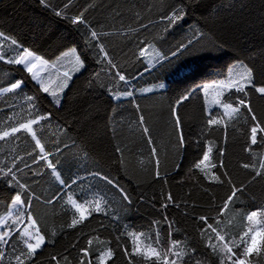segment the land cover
I'll return each mask as SVG.
<instances>
[{
  "label": "trees",
  "instance_id": "trees-1",
  "mask_svg": "<svg viewBox=\"0 0 264 264\" xmlns=\"http://www.w3.org/2000/svg\"><path fill=\"white\" fill-rule=\"evenodd\" d=\"M73 48L83 70L50 83L12 62L31 51L56 69ZM237 63L252 73L225 96L238 110L209 114L202 87ZM258 86L264 0H0V135L41 118L0 138V220L19 195L45 239L31 253L11 231L0 264H264V231L247 252L256 216L264 230Z\"/></svg>",
  "mask_w": 264,
  "mask_h": 264
},
{
  "label": "rangeland",
  "instance_id": "rangeland-1",
  "mask_svg": "<svg viewBox=\"0 0 264 264\" xmlns=\"http://www.w3.org/2000/svg\"><path fill=\"white\" fill-rule=\"evenodd\" d=\"M31 52V51H30ZM33 53V52H31ZM161 51L156 46H149L144 51V56H146L147 61L150 65H153L161 58ZM37 57L41 58L40 61H37ZM58 68L52 69L50 67V62L42 58L41 56L33 53V56L28 58V61L24 64H21L26 70L30 66V64H35V68H33V73L36 75L33 76V73H30L32 78L35 81H40L45 72H47V83L54 82L56 79H63L65 75L73 77V75L81 72L84 68V60L78 53L77 49L73 48L67 51L64 56L57 62ZM45 79V75L43 80ZM46 80V81H47ZM44 81L43 83H45ZM23 83L21 82V85ZM252 84V73L249 67L244 63H237L230 67L228 70L227 76L217 80L212 81L210 83L205 84L202 87L203 94L205 96L206 102V109L209 114L214 109L220 108L227 116H233L238 107L233 102H230L225 99V96L229 90L232 89H243L247 86ZM161 85L164 87L161 88ZM167 83L164 81L147 84L143 87L137 88V94H148L158 90H162L166 88ZM264 86H258V89ZM7 89H13L11 86ZM6 90V89H5ZM5 90H1L2 93ZM131 92L132 95L134 94L132 90L130 91H120L113 93V97L115 100H122L129 98L128 93ZM264 94V93H262ZM41 118L36 120H31L23 125H28V128H22L21 126L17 127L16 129H27L31 133H33L32 126L39 121ZM8 135L13 133L12 130L6 131ZM5 132V133H6ZM4 133L0 135L4 137ZM39 142V141H38ZM40 144V143H39ZM73 205L80 211L81 216L88 217L87 212V205L78 203L76 199H72ZM260 217H255V222L253 225V233L252 236L255 237V243L259 241L262 233H263V226L259 223ZM22 233L23 239L26 243L29 244H36L42 238V243L40 247L37 248L35 251L40 250L44 244L45 239L38 231L34 221L32 218L28 216L27 211L25 210L22 200L21 202L12 203L10 206V211L7 213L1 220H0V243H4L5 238L11 233V231L19 230ZM252 237V239H253ZM252 245V242L251 244ZM254 246V245H253Z\"/></svg>",
  "mask_w": 264,
  "mask_h": 264
},
{
  "label": "snow or ice",
  "instance_id": "snow-or-ice-1",
  "mask_svg": "<svg viewBox=\"0 0 264 264\" xmlns=\"http://www.w3.org/2000/svg\"><path fill=\"white\" fill-rule=\"evenodd\" d=\"M171 19L175 20V19H179V17L174 15ZM73 22H74V23H83V19H82V17L78 16V17L76 18V20L73 21ZM96 35H97V34H96L95 32L92 33V36H93V37H96ZM105 55H107V53H105ZM31 56H33V53H31L30 51H24L23 54L19 57V59L15 60V61H12V62L15 63V64H24V63H26V62L28 61V58L31 57ZM36 59H37V61H40V60H41V58H39V57H37ZM35 66H36L35 64H30V66L27 68V72H28V73H33V68H35ZM35 75H36V74L33 73V76H35ZM119 80H120V81H125V77H124L123 75H121V76H119ZM11 87H12L13 89H19V88L21 87V82H20V81H17V82H15V83H13V84L11 85ZM163 87H164V86L161 85V88H163ZM242 90H243V89H241V91H242ZM258 91H259L260 93H264V87L259 88ZM43 92L48 93V92H49V89H48L47 87H44V88H43ZM52 95L55 96L56 93H52ZM128 96L131 97V96H132V93L129 92V93H128ZM188 98H189V97L185 96L183 99H188ZM182 102H183L182 100L179 101V103H182ZM55 103H56V104H59L60 101H59V100H56ZM239 103L244 104V101L241 100V101H239ZM178 119H179V117H177V120H178ZM211 123L215 124L216 121H211ZM21 127H22V128H28V129L30 130V128H29L28 125H22ZM12 131H13V133H15V132L19 131V129L13 128ZM251 131H252V133H253L252 142L255 143V140H256L255 133H256L257 129H256V128H252ZM4 135H5V136H8V133L6 132V133H4ZM37 143H39V142L37 141ZM207 159H208V156L205 155V156H204V160H207ZM203 162H204V161H201V163H203ZM52 167H55V166L53 165ZM245 167H247V165H245ZM105 179H106V178H105ZM169 199H171V197H169ZM17 202H21V197H20L19 195H16V196H15V199H14V201H13V203H17ZM256 215H257V213L253 212V213L249 216V219L251 220L252 217H254V216H256ZM201 219H203V218H201ZM220 239H223V237H220ZM41 243H42V238H41V240L38 241L36 244H29V245H28V250H29V252L34 253L35 250H36L37 248L40 247V244H41ZM253 245H255V237H253V239H252V245H250V246L248 247V249H247V252H248V253H251L252 251H254V247H253ZM234 264H244V261H243V260H239V261L234 262Z\"/></svg>",
  "mask_w": 264,
  "mask_h": 264
}]
</instances>
